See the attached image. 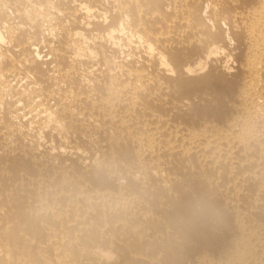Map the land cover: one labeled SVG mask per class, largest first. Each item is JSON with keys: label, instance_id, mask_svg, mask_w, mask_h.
<instances>
[{"label": "bare ground", "instance_id": "6f19581e", "mask_svg": "<svg viewBox=\"0 0 264 264\" xmlns=\"http://www.w3.org/2000/svg\"><path fill=\"white\" fill-rule=\"evenodd\" d=\"M0 264H264V0H0Z\"/></svg>", "mask_w": 264, "mask_h": 264}, {"label": "clouds", "instance_id": "9594fccd", "mask_svg": "<svg viewBox=\"0 0 264 264\" xmlns=\"http://www.w3.org/2000/svg\"><path fill=\"white\" fill-rule=\"evenodd\" d=\"M197 210L207 214H213L215 212V210L210 205H199L197 206Z\"/></svg>", "mask_w": 264, "mask_h": 264}]
</instances>
